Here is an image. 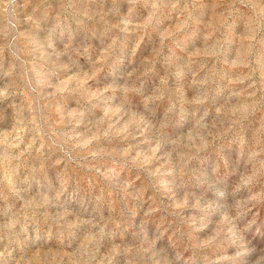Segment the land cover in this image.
<instances>
[{
	"label": "clouds",
	"instance_id": "9594fccd",
	"mask_svg": "<svg viewBox=\"0 0 264 264\" xmlns=\"http://www.w3.org/2000/svg\"><path fill=\"white\" fill-rule=\"evenodd\" d=\"M261 208L264 0H0V264H264Z\"/></svg>",
	"mask_w": 264,
	"mask_h": 264
},
{
	"label": "rangeland",
	"instance_id": "374dc122",
	"mask_svg": "<svg viewBox=\"0 0 264 264\" xmlns=\"http://www.w3.org/2000/svg\"><path fill=\"white\" fill-rule=\"evenodd\" d=\"M260 211H261V216L264 217V208H261Z\"/></svg>",
	"mask_w": 264,
	"mask_h": 264
}]
</instances>
